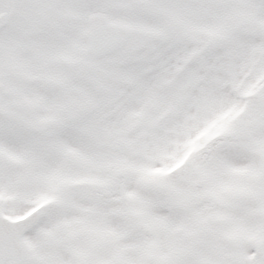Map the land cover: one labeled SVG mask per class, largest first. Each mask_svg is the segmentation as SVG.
I'll return each instance as SVG.
<instances>
[{
	"label": "snow or ice",
	"instance_id": "obj_1",
	"mask_svg": "<svg viewBox=\"0 0 264 264\" xmlns=\"http://www.w3.org/2000/svg\"><path fill=\"white\" fill-rule=\"evenodd\" d=\"M0 264H264V0H0Z\"/></svg>",
	"mask_w": 264,
	"mask_h": 264
}]
</instances>
